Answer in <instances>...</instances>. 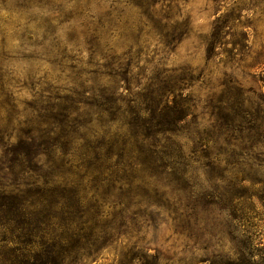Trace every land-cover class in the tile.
<instances>
[{"label": "trees", "instance_id": "1", "mask_svg": "<svg viewBox=\"0 0 264 264\" xmlns=\"http://www.w3.org/2000/svg\"><path fill=\"white\" fill-rule=\"evenodd\" d=\"M157 1L0 0V264H84L139 232L105 198L151 195L204 250L226 247L201 264H264V93L224 79L190 133L193 71L156 58L188 24ZM230 22L205 37L208 59L248 48ZM243 67L264 85V43Z\"/></svg>", "mask_w": 264, "mask_h": 264}, {"label": "rangeland", "instance_id": "2", "mask_svg": "<svg viewBox=\"0 0 264 264\" xmlns=\"http://www.w3.org/2000/svg\"><path fill=\"white\" fill-rule=\"evenodd\" d=\"M165 1L170 2V10L160 9V5ZM157 3L159 5L155 10L156 15L181 17L188 24L187 36L172 51H161L156 58L163 57V65L168 69L179 71L189 68L193 71L195 82L190 92L194 107L190 133L197 128H209L213 122L210 105L218 95L224 79H234L244 88L255 87L264 93V85L253 80L243 67L250 62V55L258 51L264 43V0H158ZM218 21H231V34L235 35V39L247 43L245 52H235L233 56L221 52L222 55L215 59L206 57L203 41L205 37H209ZM9 51L17 52L15 38L10 40ZM217 53H220V50ZM22 69L21 64L19 70ZM187 134L180 137V141L190 147L191 142ZM158 196H122L124 204L120 205L110 204L118 197H106L108 204L103 207L104 211L123 217H134L139 232L129 230L126 234L125 229L120 228L125 236H119L115 243L102 250L97 257L87 259L83 263L125 264L131 257L127 255L129 248L135 245L148 255L157 254L159 264H201L207 255L226 248H219L217 237L210 236L212 246L204 250L202 243L189 238L179 225L170 219L169 212L163 205H145L147 201H159ZM126 257L128 258L125 259ZM259 260L257 258L256 263Z\"/></svg>", "mask_w": 264, "mask_h": 264}]
</instances>
